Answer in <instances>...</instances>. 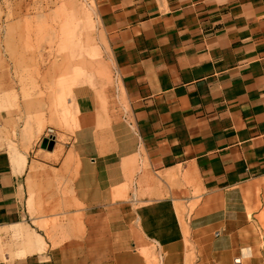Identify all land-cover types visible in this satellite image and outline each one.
<instances>
[{
	"label": "crops",
	"instance_id": "obj_1",
	"mask_svg": "<svg viewBox=\"0 0 264 264\" xmlns=\"http://www.w3.org/2000/svg\"><path fill=\"white\" fill-rule=\"evenodd\" d=\"M94 14L114 103L36 157L0 113V264H264V0Z\"/></svg>",
	"mask_w": 264,
	"mask_h": 264
},
{
	"label": "rangeland",
	"instance_id": "obj_2",
	"mask_svg": "<svg viewBox=\"0 0 264 264\" xmlns=\"http://www.w3.org/2000/svg\"><path fill=\"white\" fill-rule=\"evenodd\" d=\"M94 1L0 0V113L15 117V145L35 157L42 140L69 144L76 94L115 101Z\"/></svg>",
	"mask_w": 264,
	"mask_h": 264
},
{
	"label": "water",
	"instance_id": "obj_3",
	"mask_svg": "<svg viewBox=\"0 0 264 264\" xmlns=\"http://www.w3.org/2000/svg\"><path fill=\"white\" fill-rule=\"evenodd\" d=\"M52 141H46V140H42L41 144H40V148L44 149L46 151H50L52 148Z\"/></svg>",
	"mask_w": 264,
	"mask_h": 264
}]
</instances>
